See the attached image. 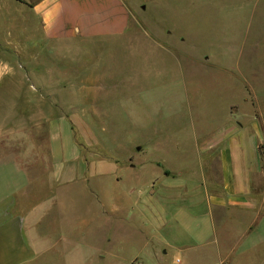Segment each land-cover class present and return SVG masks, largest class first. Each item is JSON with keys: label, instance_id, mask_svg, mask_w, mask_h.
I'll use <instances>...</instances> for the list:
<instances>
[{"label": "rangeland", "instance_id": "rangeland-1", "mask_svg": "<svg viewBox=\"0 0 264 264\" xmlns=\"http://www.w3.org/2000/svg\"><path fill=\"white\" fill-rule=\"evenodd\" d=\"M224 2L181 4L160 21L170 36L155 35L148 11L123 38L87 44L42 37L34 18L24 22L19 6L0 0V230L11 220L20 226L28 264H264V19L241 13L237 25L251 29L233 33L242 5ZM234 130H247L239 156L263 182L253 190L251 204L262 210L248 236L240 231L255 213L225 206L220 214L205 180L190 193L194 203L180 189L171 203L148 202L156 175H189L194 187L205 156L234 151ZM130 187L145 192L144 208L167 205L156 217L168 223L151 241L166 255L147 257L152 245H131L134 227L119 226L116 207ZM49 198L72 208L73 228H47L61 221L52 212L42 223L49 242L36 243V229L23 223ZM136 256L143 261L133 263Z\"/></svg>", "mask_w": 264, "mask_h": 264}, {"label": "crops", "instance_id": "crops-1", "mask_svg": "<svg viewBox=\"0 0 264 264\" xmlns=\"http://www.w3.org/2000/svg\"><path fill=\"white\" fill-rule=\"evenodd\" d=\"M190 1L192 3H199V0H9V2L19 6L21 18L24 22H26L29 16L37 21L39 33L42 37L48 40H76L84 37L87 44L89 42H93L94 40L109 41L110 38H116L117 40L123 38L128 30L130 22L132 20L137 21L139 17L140 19H143L144 13H147L148 11L152 17L151 19L156 21V23L153 22L154 25H152V27L155 30V35H157V33H160L161 30L164 31V29H166L164 26V29L160 28L162 27V25H160V21L167 20L170 12L179 11V6L181 4L189 3ZM201 1L202 3L205 1L215 7L219 5V1L226 2L230 0ZM233 3H236V6L238 4L242 5V7L236 9L235 12L236 28L233 29V33L243 31L241 29H237L239 27H245L244 30L250 31L251 28H249V25L251 24L244 23L237 25V18H243L245 14V19H252L254 14L256 17L258 16V20L264 19V0H234ZM260 5L261 7L259 8ZM257 8L259 9V12L256 10ZM145 19L148 20V18ZM255 25H257V22H255ZM27 27L28 26L26 24V29L28 30ZM163 34L170 36L173 33L168 28V31H164ZM233 44L230 43L231 49L236 50L235 47H232ZM159 45L161 47L162 44ZM246 131L247 130H244L245 133ZM235 132L236 130H234L231 145H229V148L234 151L228 150L226 152L224 151L222 155L218 153L216 155L210 156L209 154L208 156H205V159L201 160V163L205 166L206 171L202 172L200 175L201 179L198 177L199 182H195L194 187H191L189 184V175H187V178L185 179L177 176H168L166 174L156 175L154 177V181L150 184L148 202L150 203L155 199L157 200L156 204H158L159 201L171 203L176 197V195H174L175 190L180 189L181 199L185 202L188 200L194 203V198L191 197L190 193L193 192L196 187H205V180L209 182V187L211 186L212 188H210V195L212 197V201L219 205L218 212L220 214V210L225 211V206H229L232 212L235 211L245 213L248 210L249 212L255 213L254 219H252V221L244 227L245 230L243 232L240 231L242 238L244 236H248L254 221L258 222L260 220L258 218L260 217L259 214L262 210L260 207L255 208L251 204L253 203V200H255L253 190L261 186L263 182L262 180H260V182L257 180L260 176V172L256 173V180L254 181L253 174H251L253 173L251 164L247 163L248 159L246 157L239 156V149L242 147L241 144L245 142L244 138H246V134L244 133V135L241 136V134L237 135ZM241 137L244 138L241 139ZM217 142L219 143L220 141L218 140ZM219 144L213 143L212 146L213 148H217ZM125 169L129 175H135V167L130 166ZM261 171L264 178L263 169ZM138 177L139 175H137V178ZM74 180V177L73 179L70 177V180L67 182H74ZM169 190H172V194H169ZM221 190H223V194L226 198L213 193ZM71 191L73 190H69V193H71ZM133 192L134 189L132 187L125 188L124 192L120 195L121 198L119 197V200L121 199L122 202V204L119 203V207H116L118 210L117 212H120L118 215L119 226L134 227V242H131V245L138 244L139 241H142L143 245H152V254H147V257L156 259L161 255H166V252L164 251H156L154 249L155 244L151 243V241L152 238H156L158 231L164 228L168 223L167 221L157 219L156 217L157 209L166 215V211H164V209L166 210L167 205L161 204L158 208L154 207V210L150 207V204H148V206L144 208L141 205V197L145 192L139 191L140 193L136 196ZM259 196L260 200H263V196ZM132 199L133 204L130 202ZM52 212L56 213L61 221L56 225H48L47 228L58 226L59 224L63 226L67 225L69 229L73 228L71 227V222L69 220L72 208H70L69 205H62L61 203L56 204L53 198L51 200L49 198V201L41 203L35 208L30 209V212L25 217V221L23 223L24 228L36 229V232L32 233L33 236H37L35 240L36 243L46 244L49 242L47 240L49 236L42 223L44 220L49 219ZM106 214L107 216L104 218H106L107 225L110 215L108 213ZM82 222L86 223L85 221ZM3 227L4 229L0 230V250H4L6 252L4 264H28V261L32 259L33 254L27 251L23 243L22 233L19 230L20 226H18L15 221L11 220L6 222ZM104 230L105 235L108 238L109 229L104 228ZM190 234L193 236L196 234V237L200 236L197 231L195 234L193 232ZM68 240L71 241L70 239ZM198 242L199 246L203 244L201 240ZM183 248L190 249L191 251L195 247L184 246L179 249ZM44 252L37 258H44ZM83 255V253H79L78 255H70L68 258L70 260H75ZM219 256L220 253H218V257ZM137 260L143 261V257L136 256L133 263Z\"/></svg>", "mask_w": 264, "mask_h": 264}, {"label": "trees", "instance_id": "trees-1", "mask_svg": "<svg viewBox=\"0 0 264 264\" xmlns=\"http://www.w3.org/2000/svg\"><path fill=\"white\" fill-rule=\"evenodd\" d=\"M263 155H264V153H263ZM263 158H264V156H263ZM262 169H263V172H264V166L262 167Z\"/></svg>", "mask_w": 264, "mask_h": 264}]
</instances>
